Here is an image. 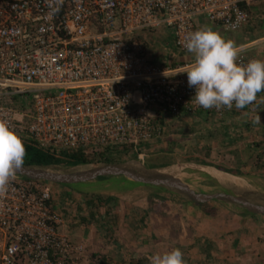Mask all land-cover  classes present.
I'll return each mask as SVG.
<instances>
[{
    "label": "built area",
    "instance_id": "obj_1",
    "mask_svg": "<svg viewBox=\"0 0 264 264\" xmlns=\"http://www.w3.org/2000/svg\"><path fill=\"white\" fill-rule=\"evenodd\" d=\"M257 3L264 0H0V121L59 157L159 143L166 116L224 117L235 106L192 103L182 73L190 63L154 64L144 34L167 30L185 54L196 18L237 32ZM252 59L239 53L241 64ZM39 181L17 175L0 196V264H81L86 247L59 231L63 214Z\"/></svg>",
    "mask_w": 264,
    "mask_h": 264
},
{
    "label": "crops",
    "instance_id": "obj_2",
    "mask_svg": "<svg viewBox=\"0 0 264 264\" xmlns=\"http://www.w3.org/2000/svg\"><path fill=\"white\" fill-rule=\"evenodd\" d=\"M247 10L250 19L240 31L229 32L203 17L195 19L194 31L209 26L232 40L239 53L264 60V5L257 3ZM147 34V53L154 64L160 57L164 62L159 66L192 63L191 53L182 58L173 47L169 31L162 29L153 35L161 45L160 52L154 50L152 44L157 42ZM261 99L264 92L258 94ZM159 122L164 128L163 140L142 146L141 152L149 150L151 154L142 153L139 161L126 158L118 164H126L127 170L140 177L146 175L139 169L154 170L164 181L182 184L208 201L189 200L160 184L163 180L143 183L124 175L101 177V195L73 187L100 177L83 183L54 184L61 185L58 199H54L63 214L59 231L69 241L84 244L86 257L81 264H97L103 259L105 264H131L138 257L169 251L165 246L179 248L185 264H264V215L250 217L244 208L243 212L232 209L228 206L233 204L224 200L231 196L264 205V197L255 196L247 184L234 189L218 179V175L264 179V103L234 108L221 118L210 112H184ZM89 166L95 165L75 167ZM116 178L118 183L104 182ZM197 250L202 256L209 253L215 258L197 262Z\"/></svg>",
    "mask_w": 264,
    "mask_h": 264
},
{
    "label": "clouds",
    "instance_id": "obj_3",
    "mask_svg": "<svg viewBox=\"0 0 264 264\" xmlns=\"http://www.w3.org/2000/svg\"><path fill=\"white\" fill-rule=\"evenodd\" d=\"M182 45L193 56L192 63L182 72L187 74L188 87L195 90L192 103L204 109L217 110H231L233 106L239 110L258 102L264 103V99L258 100V94L264 92V60L239 63L236 44L209 26L188 33ZM137 147L132 146L135 151ZM139 153L137 161L142 153L146 154ZM25 156L22 138L7 122L0 121V196L7 193L11 182L16 179ZM148 259L150 264H185L184 254L179 248L152 254Z\"/></svg>",
    "mask_w": 264,
    "mask_h": 264
},
{
    "label": "water",
    "instance_id": "obj_4",
    "mask_svg": "<svg viewBox=\"0 0 264 264\" xmlns=\"http://www.w3.org/2000/svg\"><path fill=\"white\" fill-rule=\"evenodd\" d=\"M100 165V166H99ZM126 164H115V165H108V164H96L95 166H89V167H80L79 170H76L77 168L74 167V170H55L54 167H40V166H24L22 169L18 172L17 175L22 176L23 178L27 179H33V180H43L48 183L53 184H76V183H83L88 182L96 179L97 177H107V176H120L124 175L129 178H132L134 181H140L143 183H148V181L153 182H162L164 179L161 177V175L154 171L149 170L146 171L144 169H139L141 171L140 174H144L146 176L140 177L139 175H136V173L130 172L126 168ZM81 169V170H80ZM55 170V171H54ZM76 171H81L78 174H74ZM61 172V173H59ZM67 173H71L72 175L66 176ZM63 174V175H59ZM168 180L164 181L162 184L165 187L172 188L177 190L179 193L184 195L187 199L201 202V201H208L207 199L195 196L190 191L183 186L182 184L176 183V182H167ZM226 201H229L230 203L239 206L241 208H244L248 213L251 214H260L264 215V205L260 204V202H252V201H246L244 199H236L235 197L227 196L225 197Z\"/></svg>",
    "mask_w": 264,
    "mask_h": 264
},
{
    "label": "trees",
    "instance_id": "obj_5",
    "mask_svg": "<svg viewBox=\"0 0 264 264\" xmlns=\"http://www.w3.org/2000/svg\"><path fill=\"white\" fill-rule=\"evenodd\" d=\"M160 121V120H159ZM162 125V124H161ZM23 140L24 146L26 148V156L24 161V166H40V167H58V168H72L75 166L81 165H89V164H118L122 163L126 158L132 160H138L137 153L142 151V146L147 148L148 145L141 143V146L137 147L136 151L132 148V146L128 145H114L107 146L103 150L95 151V152H85L81 149H69L62 151L59 157H54L52 153L44 152L42 150L37 149L35 147V141L30 136H20ZM27 179V178H25ZM104 179V178H98ZM40 183L46 184L47 182L40 180ZM49 186V185H48ZM61 185H56V187H60ZM66 186V185H65ZM64 187V186H62ZM67 187H71V185H67ZM50 188V187H49ZM57 193V192H56ZM53 192V198L55 199L59 195H55ZM55 195V196H54ZM58 199V197H57ZM55 202V201H54ZM53 202V203H54ZM56 204V203H55ZM60 209V206H58ZM62 213V210H60ZM250 217H254L255 215L250 213H245ZM210 245V243H208ZM207 250L205 251V253ZM199 251L198 253V261L201 258L214 259L215 257L210 255L209 253L203 254ZM200 255V256H199ZM205 255V256H204ZM148 255L138 257L135 261H132L131 264H150ZM185 259V258H184ZM215 261V260H214ZM97 264H105V259ZM187 264V262H186Z\"/></svg>",
    "mask_w": 264,
    "mask_h": 264
},
{
    "label": "rangeland",
    "instance_id": "obj_6",
    "mask_svg": "<svg viewBox=\"0 0 264 264\" xmlns=\"http://www.w3.org/2000/svg\"><path fill=\"white\" fill-rule=\"evenodd\" d=\"M162 29L161 28H159V29H157L156 31H154V32H149L147 35H145V36H153V35H158V33H160V31H161ZM157 36H153L152 37V39H154V38H156ZM154 41L155 42H157L156 41V39H154ZM153 41V42H154ZM147 42V45L149 46V44H150V41H146ZM157 44H158V47H157ZM157 44L155 45V44H152L153 46H155V48H154V50H156L157 48V50L156 51H158V52H160V48H159V46H161L160 44H159V42H157ZM150 49V48H149ZM172 50V49H171ZM149 54H151V53H149ZM181 55H183L182 56V58H185V57H187L185 54H181ZM166 56H168V55H166ZM152 56H148V58L150 59V60H152V58H151ZM169 57V56H168ZM153 61V60H152ZM162 62H164V60L162 59V57H160V59H158L157 61H156V63L155 64H158V65H160V64H162ZM106 148V147H105ZM104 148H102V149H100V150H103ZM99 150V151H100ZM145 153H146V155L148 154V153H150V151L149 150H145ZM137 154H140V153H137ZM151 154V153H150ZM150 154H148V155H150ZM140 158H142V157H140ZM145 161V160H144ZM56 168H58V167H56ZM58 169H62V168H58ZM72 168H68V169H65V170H68V171H70ZM240 180H241V183L243 184V185H249V188H250V191H254L253 192V194L255 195V196H263L264 197V189H263V186H262V184H264V179H263V177H262V179L261 180H259L258 178H255V179H249V177H244V178H240ZM250 181V182H249ZM104 182H110V183H114V182H116V183H118L119 182V178H116V179H108V180H105ZM101 183H103L102 182V180H100V179H96L94 182H92V183H89V184H78V185H76V186H73V187H75L76 189H78L79 191H83V190H86V191H90V194L91 195H101V190H99V189H101ZM261 184V187L259 186ZM48 185H49V187H50V191L52 190L53 192H57L58 191V189H60V188H58V187H56V185H54L53 183H48ZM259 186V187H258ZM73 187L71 186V188L73 189ZM260 194V195H259ZM55 195H58V193H56ZM54 195V196H55ZM234 205V204H233ZM227 205L228 207H230V208H232V209H234L235 207L238 209V210H240V211H242L243 210V208H239V207H237L236 205ZM226 209V208H225ZM243 212V211H242ZM176 232V231H175ZM169 233L170 232H168V235H169ZM173 235V234H172ZM166 239V238H165ZM181 241V240H180ZM192 242V241H191ZM188 243H190V242H188ZM168 249V250H170V248H168V247H166L165 246V249ZM164 249V250H165ZM200 250V249H199ZM199 250H197V251H195V253H197L198 254V251ZM197 254H196V256H197ZM201 254V256H202V253H200Z\"/></svg>",
    "mask_w": 264,
    "mask_h": 264
},
{
    "label": "bare ground",
    "instance_id": "obj_7",
    "mask_svg": "<svg viewBox=\"0 0 264 264\" xmlns=\"http://www.w3.org/2000/svg\"><path fill=\"white\" fill-rule=\"evenodd\" d=\"M76 170H79V168H77ZM80 172L81 171H76L74 174H78ZM164 172H167V170H164ZM59 175H63V174H59ZM69 175H72V174L71 173L66 174V176H69ZM218 179H220L222 183H229L232 187H234V189L244 187L239 178H229L224 175H218Z\"/></svg>",
    "mask_w": 264,
    "mask_h": 264
}]
</instances>
